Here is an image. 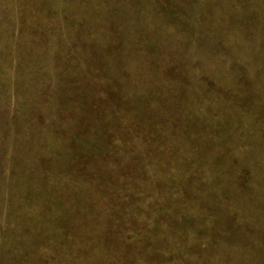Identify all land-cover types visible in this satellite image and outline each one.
<instances>
[{
    "label": "rangeland",
    "instance_id": "374dc122",
    "mask_svg": "<svg viewBox=\"0 0 264 264\" xmlns=\"http://www.w3.org/2000/svg\"><path fill=\"white\" fill-rule=\"evenodd\" d=\"M0 264H264V0H0Z\"/></svg>",
    "mask_w": 264,
    "mask_h": 264
}]
</instances>
